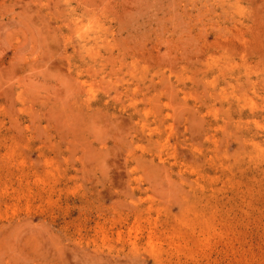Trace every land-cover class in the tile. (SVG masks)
Here are the masks:
<instances>
[{
	"label": "rangeland",
	"instance_id": "obj_1",
	"mask_svg": "<svg viewBox=\"0 0 264 264\" xmlns=\"http://www.w3.org/2000/svg\"><path fill=\"white\" fill-rule=\"evenodd\" d=\"M0 264H264V0H0Z\"/></svg>",
	"mask_w": 264,
	"mask_h": 264
}]
</instances>
